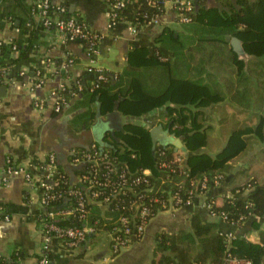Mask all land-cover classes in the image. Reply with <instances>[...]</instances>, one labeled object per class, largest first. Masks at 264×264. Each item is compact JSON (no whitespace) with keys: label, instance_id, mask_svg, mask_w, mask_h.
Instances as JSON below:
<instances>
[{"label":"trees","instance_id":"16d2710c","mask_svg":"<svg viewBox=\"0 0 264 264\" xmlns=\"http://www.w3.org/2000/svg\"><path fill=\"white\" fill-rule=\"evenodd\" d=\"M115 12L116 20H129L142 26L153 16L162 14L163 9L149 5L147 0H124V6ZM74 17L79 23L85 22L79 15ZM192 17L191 22L183 23L187 28L164 27L151 48L130 51L127 67L121 74H108V80L101 81L100 87L92 90L91 84L80 76L75 80L83 83L82 90L74 80L67 90L60 91L65 99L62 110L75 94H82V100L75 107L85 108L75 117L82 125L88 126L95 120L98 105L100 112L106 114L113 112L118 104L126 121L114 135L107 136L112 146H105L103 151L94 144L89 149L72 148L80 150L82 160L73 174L63 168L52 151L57 156V168L50 181L63 196L52 201L46 212L78 206L80 198L69 190H82L84 216L76 212L56 221L61 226H92L95 231L86 235L83 245L96 233L119 225L120 216L140 222L135 202L142 201L150 208V220L166 209L164 201L169 204L175 194L184 201L181 207L189 199L193 204L199 202L200 195L204 194L205 201L212 204L211 209H207L210 216L224 221L229 230H222L218 222L194 212L188 228L156 234L154 258L149 264H264V182L250 177L234 186V196L225 195L220 204L216 196L209 194L212 187L231 183V177L246 172H233L231 161L242 154L254 138L261 142L264 152L263 117L255 127L249 123L256 117L255 113L253 118L245 119L244 126L234 128L222 150L214 155L205 151L208 135L203 125L204 110L220 101L243 107L252 105L254 84L258 83H254L255 76L251 72L262 74L263 71L250 64L247 67L226 37L238 38L245 54L253 57V64L264 65V0H227L222 6L195 7ZM50 28L55 29V26ZM78 39L85 47L90 45V40ZM12 42L17 44L19 52L14 63L35 43L32 40L27 45ZM9 50L10 45L3 44L1 56ZM7 68L8 65L0 63V85ZM255 96L260 98L258 94ZM157 125L181 137L186 150L173 144H157L154 149L150 130ZM70 152L72 162L76 156ZM177 154L183 155L186 166L179 162L161 166V161H171ZM35 163L41 161L36 159ZM146 168L152 171L148 176L142 175ZM231 172L234 176L228 177ZM140 176L143 179L136 181ZM205 176L208 177L207 190H203L199 182ZM217 176H220L219 184L214 182ZM93 177L98 183L89 187L88 179ZM116 190L119 192L115 194ZM94 191L99 195L94 196ZM249 224L251 231L259 233L256 242L248 237L251 231L246 226ZM228 233L234 236L230 240ZM18 257L15 253L9 259L17 262Z\"/></svg>","mask_w":264,"mask_h":264},{"label":"crops","instance_id":"0c3cea01","mask_svg":"<svg viewBox=\"0 0 264 264\" xmlns=\"http://www.w3.org/2000/svg\"><path fill=\"white\" fill-rule=\"evenodd\" d=\"M226 1L194 0V3L198 9L222 6ZM54 2H62L68 16L79 15L91 30L100 34L96 54L89 53L79 40H65L57 30L47 29L40 13L36 11L37 0H0V42L9 44L17 41L24 45L31 40L35 42L20 61L14 63L18 51L9 50L4 57L0 56V63L8 65L4 72L5 80L0 85V254L11 258L18 253L17 264H34L41 256L45 244L42 219L47 208L42 205L40 194L23 176H6L8 158L15 165L36 172L35 160L44 161L53 151L63 168L73 174L76 166L69 160L72 148L89 149L93 144L110 146L107 136L114 135L126 121V117L118 110V104L113 112L106 114L100 112L98 105L97 117L86 126L75 119L77 114L85 110L82 107L75 108L82 100V94L72 97L60 113H55L54 92L62 85L70 86L80 76L90 84L89 81L99 71L121 74L127 67L130 51L151 48L164 27L179 30L176 25L183 24L168 5L160 17V25H146L132 33L127 22L109 26L110 10L105 0ZM117 53L120 57L117 66L105 63L112 62V55ZM49 58L52 64L46 66ZM69 58H72V63L68 62ZM39 69L45 70L47 77L44 86L36 92L46 101L43 108L34 105L35 94L31 91L33 77ZM2 86H6V90ZM233 172L228 177L234 176ZM234 179L231 177V183L228 181L210 189L209 194L216 196L217 204L222 203L225 195L233 196L234 186L250 178L240 182ZM199 203L159 211L149 220L144 236L117 254L112 251L109 230L96 233L86 244L75 248L53 239L49 249L51 263L149 264L154 258L156 234L160 231L176 233L188 228L194 212L218 222L222 230H229L224 221L212 218ZM246 228L252 230L250 224ZM258 234L257 230H253L248 237L256 242Z\"/></svg>","mask_w":264,"mask_h":264},{"label":"built area","instance_id":"2783aa9c","mask_svg":"<svg viewBox=\"0 0 264 264\" xmlns=\"http://www.w3.org/2000/svg\"><path fill=\"white\" fill-rule=\"evenodd\" d=\"M109 5V26L117 24L119 22H127L130 25V30L132 33L138 32L142 27L146 25H160V17L165 13L168 5L171 6L172 10L176 13L177 19L181 23H189L193 20L192 14L194 13L195 3L194 0H147L148 4L158 9H163L162 14H157L153 16L145 25H139L133 21H118L116 20L117 13L115 10L124 6V0H108L106 1ZM36 8L39 9L38 13H40L41 17L44 21V26L47 29H50L51 26H55V30L60 32V34L65 38V40H79L78 38L88 39L90 40V45L85 47L89 53L96 54V46L100 40V34L89 30L90 27L86 22L79 23L74 16L67 15V8L64 6L62 2L55 3L54 0H37ZM3 42H0V56L2 55V46ZM11 50L17 52V44L10 42ZM49 58L47 60L46 66H50L52 63ZM69 63H72V58H69ZM69 66V64H66ZM98 81H91L92 90L100 87L101 81L108 80V73L104 71H99L97 76ZM46 73L45 70H37L35 76L32 81L31 91L34 95V105L38 108L45 107V102L40 96L36 94L38 90H40L46 81ZM76 84L79 86V90H82L83 83L80 80H75ZM71 86V85H70ZM69 87L68 84L62 85L61 88L54 92L53 96H55V104L54 111H61L63 107V102H65L64 97L60 94V91H65ZM78 94V93H77ZM75 94V95H77ZM93 146H97L94 144ZM104 147L99 146V150L103 151ZM70 154L75 155V159H73L72 163L75 166H78L82 162L79 154L80 150L72 149ZM89 158H91L90 154H87ZM56 159L57 156L55 153L50 152L47 159L41 161V163H35V171L33 172L30 169L25 168L22 165H15L14 162L8 158L7 167H6V176H23L25 181L33 187V189L40 194V200L43 206H50L51 202L62 198L63 192H58L54 189V184L50 181L51 178L56 173ZM96 163L97 159H94ZM179 162L181 165L185 163V158L182 154H177L172 157L171 161H161V166L169 167L172 163ZM152 173L151 169L142 170V175L148 176ZM143 177H138L136 181H140ZM215 183L219 184L220 176L214 178ZM127 181V178H124V182ZM135 182V181H133ZM194 182V181H193ZM201 186L203 190H207L208 187V177H204L201 181ZM98 183L97 179L93 177L92 179H88L89 187H92ZM70 194H74L80 198L79 204L76 207L62 208L57 211H51L46 214V216L42 219V228L44 230V249L41 256L37 259L34 264H52L49 255L50 244L53 239H58L63 241L66 246L70 248L79 247L86 239V235L88 233H92L95 229L92 226L84 225V226H61L57 223L56 220L65 219L68 216L75 214L76 212L80 213V216L83 217L85 213V204L83 201V192L78 189H70ZM119 191L116 190L115 194ZM94 196H98L99 192H93ZM234 196V195H233ZM231 196V197H233ZM206 196L200 195V203L199 205L208 210L211 209L212 204H209L206 200ZM108 199V198H107ZM184 204L183 199L175 194L170 198L169 204L164 201L163 205L167 209H175L179 208ZM186 205H193V202L189 199L186 202ZM134 206L136 209H139L140 214V222L136 223L129 216H120L119 225L113 226L110 230L112 235V243L111 248L113 253H119L123 248L132 244L136 240L141 239L149 222L148 215L150 214V208L145 206L144 202L139 201L135 202ZM8 218V216H7ZM234 236L232 233L227 234V239L230 240ZM0 264H17V262H13L11 259L4 257L0 254Z\"/></svg>","mask_w":264,"mask_h":264},{"label":"rangeland","instance_id":"374dc122","mask_svg":"<svg viewBox=\"0 0 264 264\" xmlns=\"http://www.w3.org/2000/svg\"><path fill=\"white\" fill-rule=\"evenodd\" d=\"M187 27V24L176 25V28L179 29H184ZM241 48L242 52H238V54L245 60L246 66L250 64V66H253L254 69H259L260 71L262 70L263 73L257 74L254 71L251 72V74L255 76L254 83H258L257 85L254 84V96L252 98L251 106L243 107L236 104L227 103L226 100H223L216 104H213L211 107L204 110L206 113V119L203 125L205 126V128H207L208 135V143L205 147V151L211 153L212 155L222 150L224 145L227 143L233 129L242 128L244 126V120L253 118V113L256 114V117H254V119L249 122L251 123L250 126H257L262 117L264 120V65L259 66L253 64V62L251 61L253 57L245 54L243 46H241ZM119 58V53H117L112 55V62H105V60H103L102 63L105 62L112 64L110 66H117ZM258 81H260L261 83H259ZM257 94L260 95V98L255 96ZM164 130H166L174 138L182 139L175 134H171L170 130ZM183 145L185 146L184 141ZM261 149V142L257 138H254L251 142L248 143L247 149L231 161L232 165L234 166V170L237 168V171L239 172H241V170L246 171L242 174L238 173L239 175L236 174L237 176L235 177V179L238 182L244 181L250 177L256 178L258 182H264V152L263 149Z\"/></svg>","mask_w":264,"mask_h":264},{"label":"water","instance_id":"95a60500","mask_svg":"<svg viewBox=\"0 0 264 264\" xmlns=\"http://www.w3.org/2000/svg\"><path fill=\"white\" fill-rule=\"evenodd\" d=\"M227 40H230L231 44L233 45L234 49L241 53L242 52V43L241 41L233 37L231 38L230 36L226 37ZM3 90H6V86H2ZM150 135L152 138V143L154 149L156 148L157 144H163L165 146L173 144L177 148H181L183 150H186V147L183 145V141L180 138H174L172 135H170L166 130L163 129L162 125H157L150 130Z\"/></svg>","mask_w":264,"mask_h":264}]
</instances>
